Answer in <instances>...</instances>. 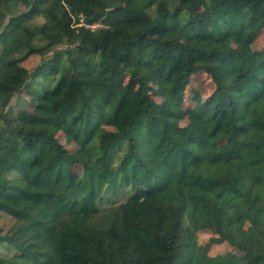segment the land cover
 Segmentation results:
<instances>
[{
  "label": "trees",
  "instance_id": "16d2710c",
  "mask_svg": "<svg viewBox=\"0 0 264 264\" xmlns=\"http://www.w3.org/2000/svg\"><path fill=\"white\" fill-rule=\"evenodd\" d=\"M110 1L0 0V264H264V0ZM199 73L215 100L183 124ZM196 229L233 250L212 262Z\"/></svg>",
  "mask_w": 264,
  "mask_h": 264
},
{
  "label": "rangeland",
  "instance_id": "374dc122",
  "mask_svg": "<svg viewBox=\"0 0 264 264\" xmlns=\"http://www.w3.org/2000/svg\"><path fill=\"white\" fill-rule=\"evenodd\" d=\"M9 3L12 9L15 11H27L34 0H4ZM120 4V0H111L110 5H118ZM11 17V14H8L6 21ZM199 23L201 24V34L197 36L195 39L187 40L189 43L193 44L196 40L201 37H207L210 35V27L208 26V18L205 12L201 11L198 13ZM44 20V16L42 14H38L35 18L31 21L33 24H40ZM156 36L166 39L167 34L163 33H156ZM230 44H235L234 38L229 39ZM264 45V32H262L256 41L253 44L254 50H259ZM43 56L40 54H33L28 59L24 61V65L27 68L35 69L39 68L43 71H49L48 66L46 65L45 61H43ZM152 88H147V90L156 92L159 87L162 85V80L156 76H153L151 79ZM215 85L212 82L211 78L206 73H199L193 76L192 80V87L187 92L188 100L186 101V106L189 107L190 112L189 114L182 120L183 124H193L195 122L194 116V109L198 104V100L213 102L215 100ZM21 94L23 96H28L29 99L32 97V93L27 91L25 88L22 90ZM17 101V97L12 99V104ZM28 108L34 109L39 115L44 117H50L44 110H40L39 108L33 106L32 104H27ZM11 126H17L18 122L11 119L8 122ZM109 128L117 129L118 125L112 123L109 125ZM57 135L60 140L70 149L73 155H77L82 151V145L79 141L78 133L77 132H69L63 129H59L57 131ZM1 138V134H0ZM82 174V170L80 167L76 168V177L79 178ZM126 199L125 196L121 194H113L112 198L106 203L105 206H111L115 203H119L120 201H124ZM15 223V219L12 218L8 214H4L0 212V230L7 231L10 227H12ZM216 234L210 229H196L193 230V236L196 240V246L199 254L207 256L211 259L212 262L219 263L221 258L224 254L228 251H232L233 248L226 242L224 243H215L212 241V237Z\"/></svg>",
  "mask_w": 264,
  "mask_h": 264
},
{
  "label": "built area",
  "instance_id": "2783aa9c",
  "mask_svg": "<svg viewBox=\"0 0 264 264\" xmlns=\"http://www.w3.org/2000/svg\"><path fill=\"white\" fill-rule=\"evenodd\" d=\"M99 24H92V25H90V26H92V27H96V26H98Z\"/></svg>",
  "mask_w": 264,
  "mask_h": 264
}]
</instances>
